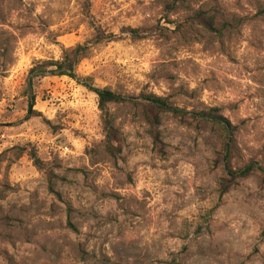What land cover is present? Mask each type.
<instances>
[{"label": "rangeland", "instance_id": "1", "mask_svg": "<svg viewBox=\"0 0 264 264\" xmlns=\"http://www.w3.org/2000/svg\"><path fill=\"white\" fill-rule=\"evenodd\" d=\"M0 264H264V0H0Z\"/></svg>", "mask_w": 264, "mask_h": 264}, {"label": "trees", "instance_id": "2", "mask_svg": "<svg viewBox=\"0 0 264 264\" xmlns=\"http://www.w3.org/2000/svg\"><path fill=\"white\" fill-rule=\"evenodd\" d=\"M172 1L175 2L176 0H172ZM204 22H205L206 28L208 30H212L211 29V25H212L211 19H208L207 21H204ZM129 33L132 36H136L135 31L131 30ZM109 38H111V36L110 37H96L94 38V42L97 43L102 39L109 40ZM86 50H87L86 45H77L73 48L62 50L59 61H44L41 63H37L35 66H33L29 70V74L34 75V76H39L47 72V73H53L56 76H65L71 80L76 81V77L74 75V68L77 65V63L81 59L84 58ZM84 86L86 88H89L88 85L84 84ZM93 92L96 94L97 99H98L97 108L99 111H103V108L105 104L107 103H115V102L123 101V99L120 98L119 96L111 94L106 91L94 90ZM143 100H145L152 106L169 111V108L158 98H155L153 96H147V97H144ZM215 112H216L215 109H210L207 113H201L200 115L205 119H209L213 122H216L218 125H220V127L223 130L227 131L229 128L228 123L223 121V119L219 117L218 115H216ZM248 171H249L248 168L245 169L242 175L246 174Z\"/></svg>", "mask_w": 264, "mask_h": 264}]
</instances>
